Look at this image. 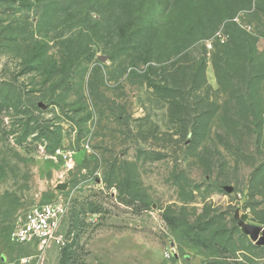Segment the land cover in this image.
Masks as SVG:
<instances>
[{
	"label": "rangeland",
	"instance_id": "rangeland-1",
	"mask_svg": "<svg viewBox=\"0 0 264 264\" xmlns=\"http://www.w3.org/2000/svg\"><path fill=\"white\" fill-rule=\"evenodd\" d=\"M2 82L0 264H264V0H0Z\"/></svg>",
	"mask_w": 264,
	"mask_h": 264
},
{
	"label": "built area",
	"instance_id": "built-area-1",
	"mask_svg": "<svg viewBox=\"0 0 264 264\" xmlns=\"http://www.w3.org/2000/svg\"><path fill=\"white\" fill-rule=\"evenodd\" d=\"M66 213V206L59 201L35 206L18 221L13 238L18 243L33 245L39 252L64 245L66 232L62 227ZM34 261L32 257H24L18 264H34Z\"/></svg>",
	"mask_w": 264,
	"mask_h": 264
},
{
	"label": "water",
	"instance_id": "water-1",
	"mask_svg": "<svg viewBox=\"0 0 264 264\" xmlns=\"http://www.w3.org/2000/svg\"><path fill=\"white\" fill-rule=\"evenodd\" d=\"M105 59V57H102ZM60 188H66L67 184L59 185ZM225 189L228 192L233 191L232 186H226ZM238 225L242 228V230L251 237V239L260 246H264V227L262 225L251 224L245 221L243 218L239 217L237 219Z\"/></svg>",
	"mask_w": 264,
	"mask_h": 264
},
{
	"label": "trees",
	"instance_id": "trees-1",
	"mask_svg": "<svg viewBox=\"0 0 264 264\" xmlns=\"http://www.w3.org/2000/svg\"><path fill=\"white\" fill-rule=\"evenodd\" d=\"M4 82L0 83V91L2 90Z\"/></svg>",
	"mask_w": 264,
	"mask_h": 264
}]
</instances>
